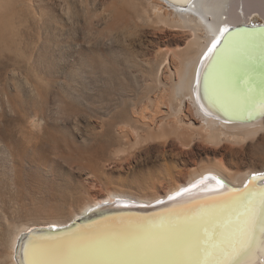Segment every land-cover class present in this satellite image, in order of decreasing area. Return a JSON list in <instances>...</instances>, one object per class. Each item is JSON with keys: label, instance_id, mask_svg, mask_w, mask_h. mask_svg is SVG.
<instances>
[{"label": "bare ground", "instance_id": "bare-ground-1", "mask_svg": "<svg viewBox=\"0 0 264 264\" xmlns=\"http://www.w3.org/2000/svg\"><path fill=\"white\" fill-rule=\"evenodd\" d=\"M251 1L85 0L87 7L91 5L96 10L102 4L100 15L117 21L118 27L109 29V35L114 36L115 31L126 35L128 47L123 50L127 52L130 73L150 88L141 100H135L127 120L117 124L116 132L124 145L115 146L113 153L133 156L141 146L160 141L161 154L167 157L172 146L181 147L177 159L184 166L181 170H186V179L182 180L183 172L176 176L172 164L167 170L177 179L176 185L164 194L135 197L111 192L84 205L68 220H50L41 226L49 227L46 231L30 234L33 229L25 225L15 230L7 242L10 249L4 251L5 264H264L259 233L253 248L236 252L239 232L235 228L217 230L216 225H210L207 238L199 241H194L190 232L203 214L235 221V216L245 209H227L226 205L238 199L242 191H251L249 198L258 202L260 193L255 185L264 184L259 179L264 167L244 169L247 159L255 165L264 163V115L251 121L238 119L245 110L257 109L258 101L248 100L245 106L235 97L233 103L217 90L227 85L236 90L232 93L235 96L248 95L249 90L257 94V88L249 89L244 78L231 70L212 78L207 93L203 80L212 44L221 38L222 29L244 23V18L249 23L255 13L249 9ZM57 2L0 0V71L23 72L33 92L40 78L35 64L36 45L43 41L40 37L28 41L24 29L29 20L40 27L46 20L43 11L53 9ZM59 2L67 6L69 0ZM11 103L10 93L4 91L1 108L16 119L20 111ZM27 117V121L39 125L45 120L39 113ZM105 121L101 122L108 125L109 121ZM99 132L102 135L106 130ZM169 143L171 149L167 148ZM251 176L257 179L247 186ZM169 195L175 198L168 203L143 207L164 201ZM256 215L258 219V203ZM154 237H159L166 247L150 253L129 251ZM37 243L41 245L39 256L33 254Z\"/></svg>", "mask_w": 264, "mask_h": 264}, {"label": "rangeland", "instance_id": "rangeland-1", "mask_svg": "<svg viewBox=\"0 0 264 264\" xmlns=\"http://www.w3.org/2000/svg\"><path fill=\"white\" fill-rule=\"evenodd\" d=\"M59 1L43 11L46 20L40 27L29 20L24 29L28 41H43L36 45V91L23 72L0 71V98L8 91L12 107L20 111L13 119L0 104V264H5L11 235L25 225L33 229L50 220H68L111 192L135 197L164 194L176 185L167 170L170 165L176 176L186 173L177 159L182 148L172 146L166 157L160 141L141 144L133 156L113 153L115 146L124 145L117 127L150 88L130 73L123 50L128 47L126 35H109L117 21L100 15L102 4L96 10L85 0H69L67 6ZM260 1L248 4L255 10L249 23L264 21V0ZM38 113L43 123L27 121L28 114ZM249 161L244 169L264 167L263 162Z\"/></svg>", "mask_w": 264, "mask_h": 264}, {"label": "snow or ice", "instance_id": "snow-or-ice-1", "mask_svg": "<svg viewBox=\"0 0 264 264\" xmlns=\"http://www.w3.org/2000/svg\"><path fill=\"white\" fill-rule=\"evenodd\" d=\"M221 39H217L215 43L212 44L209 52L211 56L208 57L210 63L207 66V71L204 76V85L206 93L210 87H212L211 81V70L214 66L229 59L230 52L233 50L244 47L248 50L255 48L256 41L253 39H246L242 42H237L232 36V32L228 28H224L220 32ZM259 49L262 58V63H264V35L259 38ZM264 89V85H262ZM227 102V100H226ZM258 104L261 110H264V90L261 91L259 96ZM256 180L257 177H253ZM259 179L264 180V176L259 177ZM187 191V189H185ZM259 191L260 198L257 202L255 199H250L251 191L248 193L241 192L238 199L230 201L227 205V209H237L238 207H243L245 209L244 213H240L235 216V221L231 218H222L215 215L203 214L199 217L198 222L194 223L190 232L194 241H199L205 239L208 236L210 225H216L217 230L222 228H235L239 232V239L237 241L236 252H244L250 250L257 244V233H259V244L264 245V187L256 189ZM177 195H180L177 193ZM174 199V197H170ZM259 206V218L256 215V206ZM243 225V227H241ZM166 246L164 242L159 237H154L151 241L146 242L141 247L137 249H130L129 251H139L144 253H150L154 251H159L164 249ZM177 250V249H172ZM261 250H264L262 248ZM41 253V245L37 243L34 245L33 254L39 256ZM249 264H255V262H249Z\"/></svg>", "mask_w": 264, "mask_h": 264}, {"label": "water", "instance_id": "water-1", "mask_svg": "<svg viewBox=\"0 0 264 264\" xmlns=\"http://www.w3.org/2000/svg\"><path fill=\"white\" fill-rule=\"evenodd\" d=\"M231 32H232V36L234 38L235 41L237 42H242L246 39H253L255 40L256 46L255 48L248 50L244 47H240L237 48L235 50H233L232 52H230L229 55V59L227 61H224L222 63L217 64L216 66H214L211 70V79L218 76V75H227L230 70L233 72V74H238L239 76H241V78H244L245 82H247L246 86L249 89H252V87H256L258 93L255 94L253 90H249L247 91L248 95L245 94H237L235 96H233V92H236L235 89H232L230 87L226 86H218V91L220 92V95H222V97H226L228 99V101H232L234 103V99L235 97H237L236 99L240 98L241 102L240 103H246L249 102L250 100H259V96L261 94V91L264 90L262 89V85H264V63H262V58L260 55V49H259V38L264 35V21L260 22V23H241L239 25H235V26H230L227 27ZM222 40V37L220 38ZM207 71V68L204 72V76L205 73ZM204 76H203V80H204ZM249 100V101H248ZM253 112V113H252ZM264 115V110H261L260 107L258 106L257 109H255L254 111H248L245 110V112H243L242 114H240V116L238 117V119L241 120H245V121H251L254 120L256 118H259L260 116ZM264 174H262L261 176H263ZM254 176H251V178L248 180L247 186L250 185L253 181ZM256 188H260V187H264V184L262 185H255ZM175 195V194H174ZM174 195H169L166 197V199L164 201H158L152 205H148V206H143L145 208H150V207H154L158 204H162V203H168L169 201H171L172 199H170V197H174ZM85 217V215L83 216V218ZM82 219V218H81ZM78 222V221H77ZM76 224V221L74 222ZM47 228L49 227H39L38 229H34L31 230L29 233L32 234L34 232H38V231H46ZM28 235V234H27ZM26 236H23L24 239L27 238ZM21 242V241H20ZM23 258V256H21Z\"/></svg>", "mask_w": 264, "mask_h": 264}]
</instances>
